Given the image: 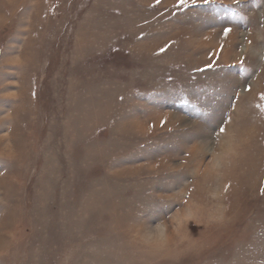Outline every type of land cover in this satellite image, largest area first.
Masks as SVG:
<instances>
[{"label":"rangeland","instance_id":"obj_1","mask_svg":"<svg viewBox=\"0 0 264 264\" xmlns=\"http://www.w3.org/2000/svg\"><path fill=\"white\" fill-rule=\"evenodd\" d=\"M0 264H264V0H0Z\"/></svg>","mask_w":264,"mask_h":264},{"label":"snow or ice","instance_id":"obj_2","mask_svg":"<svg viewBox=\"0 0 264 264\" xmlns=\"http://www.w3.org/2000/svg\"><path fill=\"white\" fill-rule=\"evenodd\" d=\"M158 2H159V0H158ZM179 2H180V4L183 5V4H187L188 3V0H179ZM215 2H216V0H202V3L208 4V5H211V4L215 3ZM241 2H242V0H233V4H235V5H240ZM192 3L193 4H196L197 3V0H192ZM221 7H224V8H226V9L232 11V12H235V9H232L231 6L221 5ZM231 31H232L231 28L226 27L224 29V35L227 36L229 33H231ZM161 51H164V49H161ZM240 64L243 65L244 64V61L241 60L240 61ZM233 67H235V66H233ZM247 90L250 91L251 90V86H248V89ZM224 130L225 129L223 127L220 128V131L221 132H223ZM158 232L162 234V232H163V226H161V229H159Z\"/></svg>","mask_w":264,"mask_h":264}]
</instances>
